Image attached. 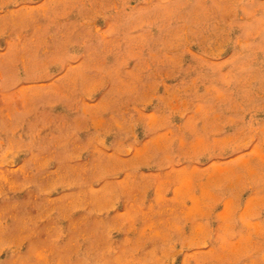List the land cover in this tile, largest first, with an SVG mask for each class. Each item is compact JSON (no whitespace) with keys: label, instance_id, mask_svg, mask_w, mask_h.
Listing matches in <instances>:
<instances>
[{"label":"rangeland","instance_id":"obj_1","mask_svg":"<svg viewBox=\"0 0 264 264\" xmlns=\"http://www.w3.org/2000/svg\"><path fill=\"white\" fill-rule=\"evenodd\" d=\"M0 264H264V0H0Z\"/></svg>","mask_w":264,"mask_h":264}]
</instances>
